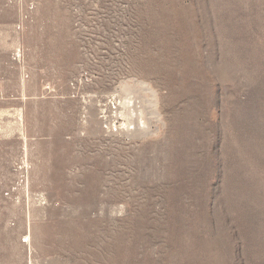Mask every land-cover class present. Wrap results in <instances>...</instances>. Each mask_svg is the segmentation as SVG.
<instances>
[{
  "label": "rangeland",
  "instance_id": "1",
  "mask_svg": "<svg viewBox=\"0 0 264 264\" xmlns=\"http://www.w3.org/2000/svg\"><path fill=\"white\" fill-rule=\"evenodd\" d=\"M0 264H264V0H0Z\"/></svg>",
  "mask_w": 264,
  "mask_h": 264
},
{
  "label": "bare ground",
  "instance_id": "2",
  "mask_svg": "<svg viewBox=\"0 0 264 264\" xmlns=\"http://www.w3.org/2000/svg\"><path fill=\"white\" fill-rule=\"evenodd\" d=\"M152 104V103H151ZM127 107H129L128 105H127Z\"/></svg>",
  "mask_w": 264,
  "mask_h": 264
}]
</instances>
